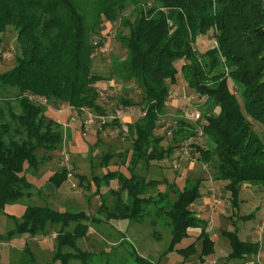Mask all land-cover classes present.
Wrapping results in <instances>:
<instances>
[{"label":"trees","instance_id":"trees-1","mask_svg":"<svg viewBox=\"0 0 264 264\" xmlns=\"http://www.w3.org/2000/svg\"><path fill=\"white\" fill-rule=\"evenodd\" d=\"M128 6L134 7L133 19L122 15ZM105 21L116 24L120 30L117 40L124 48V58L113 63L118 71L107 76L92 70L93 58L106 36L102 31ZM10 23L16 29L20 52L9 69L0 71V209L31 195L33 184L25 174L37 171L63 145L61 123L45 119L44 104L38 99L104 115L96 83L115 79L126 86L132 82L139 90L138 101L128 96H121L120 101L125 106H140L142 115L125 124L129 147L115 151L108 145L100 158L104 166L117 157L129 175L114 170L94 176L96 191L101 180L108 184L117 179L119 183L117 189L100 196L97 213L108 220L149 219L153 224L157 221L153 217L164 216L172 234L168 250L187 236L190 227L199 226L202 256L211 253L213 241L205 231V221L193 210L201 178L187 179L179 189L164 177H148L152 164L169 158L188 134L183 132L187 122L179 121L181 127L173 130L171 142L164 145V135L155 132L158 113L169 92L166 80H175L176 62L182 60L187 85L206 97L201 130L211 145L196 146L199 159L212 166L215 179L227 181L225 187L233 200L243 183L264 185L262 0H0V39ZM209 30L216 45L199 53L195 40ZM110 123L119 125L116 118ZM39 149L43 154H37ZM140 169L144 171L139 173ZM66 178L64 166L50 181L57 188ZM160 183L166 185L164 191L155 190ZM108 195L115 196L111 204ZM101 220L82 211L27 204L8 235L47 234L57 227L55 255L46 264H68L70 260L91 264L94 253L78 247L77 240ZM224 234L231 244L229 258L258 251L256 243L240 240L235 231ZM65 247L73 251H62ZM23 250L31 253V264H36L33 252L28 247ZM178 250L187 256L194 252V242ZM128 255L134 264H153L134 250Z\"/></svg>","mask_w":264,"mask_h":264},{"label":"rangeland","instance_id":"rangeland-1","mask_svg":"<svg viewBox=\"0 0 264 264\" xmlns=\"http://www.w3.org/2000/svg\"><path fill=\"white\" fill-rule=\"evenodd\" d=\"M133 9V6H128L122 15L133 19L134 15L132 16L131 12ZM115 26L116 24L112 25L106 21L102 24V31L106 33V36L103 39V50L98 49L97 54L93 58L92 70L95 73L105 76L111 73L115 75L118 67L114 68V60L124 58V48L117 40V34L120 30ZM124 31L127 32V30ZM214 38L212 30H209L204 35H199L194 43L196 50L199 53L204 52L214 45ZM19 52L16 29L10 23L0 39V71L9 69L14 64L15 57ZM182 63V60L176 62L177 72L175 80L173 82L169 79L166 80L169 86L168 94L172 92L174 96L166 98L164 108L158 113V128L155 132L164 135L162 143L166 145L171 142L173 130L181 127L178 124L179 121L183 120L185 123L187 122L183 129L184 133H188L187 138L178 143L179 147L174 149V153L169 158L154 162L148 171V177L156 179L164 177L168 181L175 182L179 189L185 186L187 179L201 178L198 198L215 195L217 201L227 198L233 199L231 192L225 187L227 181L215 179L212 166L199 159V152L196 146L205 147L211 145L207 136L201 130V125L204 122L202 110L206 106V97L198 95L187 85L180 68ZM111 80H113L111 84L106 80L96 83L101 91L99 101L104 108L105 114L97 115L89 110L93 114L92 121L89 124H86L85 121L90 119L91 116L84 110L76 111L67 104H49L42 98L38 99V102L44 104L45 119L54 118L61 123L64 141L58 152H55L49 159L39 164L37 171L25 174L27 179L39 189L33 188V185L29 188V191H31L30 196H24L12 204L6 205L4 209H0V264L33 263L31 253L23 250L26 247L33 252L36 264H46L53 261L56 251L55 231L57 227L52 228L47 234L37 233L32 235L26 232L16 233L10 237L8 234L9 230L14 228L16 222L20 220L27 204H48L53 207L56 203H59V210L82 211L88 216L98 215L102 219L100 222L92 223L90 233L87 232L85 236L77 240L78 247L86 250L84 248V243L86 242L83 239H89V249L87 248L86 251L93 250L94 255H92L91 264H122L124 261L134 264L133 258L128 255L133 250L153 264H192L191 261L197 258L201 260L203 239L198 237L201 232V227L199 226L190 227L187 230V236L177 242L173 249L168 250L172 234L166 224L168 220L164 216L153 217L157 220L153 224L149 219L135 220L130 218H120L113 222L111 219L109 221L104 214L97 213L101 195L99 196V193L96 192L94 176L99 175L101 177L108 171L114 170H119L129 175L126 164L120 163L117 157L110 159L104 166L100 164V158L103 152L108 150V145H113L115 151H123L129 147L130 140L128 139L125 124L128 121H135L142 115L140 106L136 104L125 106L120 101L121 96H128L133 101H138L139 90L135 88L132 82H128L124 86L118 80ZM230 88L234 90L231 83ZM124 89L129 90V92L125 93ZM194 109L201 114L199 120L189 118V111ZM119 113L120 116L117 117L116 115ZM115 117L119 125L110 123ZM255 130L263 136V131L259 126L255 125ZM179 151L182 152L181 156L176 154ZM43 152L44 150L39 149L37 154L41 155ZM66 155L68 157L67 162H65ZM26 166L27 164L25 163ZM64 166L67 168V173L70 171L72 176L67 175V178L60 184L58 193L57 191L45 189V185L50 182L51 176L56 170ZM141 171L143 172L144 170H138L139 173ZM100 183L101 192L106 189V193L104 192L105 194L103 195H107L111 190L117 189L119 186L117 179H111L108 184L103 180ZM161 189L164 191L166 185L164 184ZM44 190L46 191L44 192ZM238 194L241 193L239 192ZM238 194L237 198H239ZM122 195L125 200V194ZM111 196L108 195V201L115 199V196ZM169 196L174 198L175 194L170 191ZM209 206V209L213 206L212 199ZM238 209L241 213H246L247 210L241 206ZM151 210H154V208L151 207ZM234 211H237L236 207ZM199 212L202 214L200 219L205 221L206 232H210L213 227L216 231L219 228H229L231 230L234 228V225L232 226L231 222L225 221V218L218 212L213 216H209L204 208H201ZM151 214L154 215L153 212ZM236 221L237 219L235 218ZM214 230L209 233L210 236L216 234ZM217 234L220 239L216 242L217 248L219 249L221 243H224L227 248L231 249L229 238L223 233V230L220 233L217 232ZM195 235L194 252L185 256L178 249L194 241ZM239 235L242 237L244 234L239 232ZM119 237H123L124 241L120 246L114 247L113 242ZM62 251L73 250L65 247ZM260 251L262 253V262H264V245L261 246ZM215 262L213 255L208 257V264ZM68 264H78V261L70 260Z\"/></svg>","mask_w":264,"mask_h":264},{"label":"crops","instance_id":"crops-1","mask_svg":"<svg viewBox=\"0 0 264 264\" xmlns=\"http://www.w3.org/2000/svg\"><path fill=\"white\" fill-rule=\"evenodd\" d=\"M107 81L109 84H111L113 82V80H107ZM100 82H103V81H99L97 83H100ZM128 122H131V121H128ZM96 131H98V130L96 129ZM76 132H78V131H76ZM176 154L178 156H181L182 152L179 151ZM182 157H183V155H182ZM158 162H160V161H158ZM201 181H202V179H201ZM162 186H164L163 183L158 184L155 190L163 191L161 189ZM33 188L39 189L36 185H34ZM41 188H42V190L44 189L43 186ZM46 188H47V190L57 191V193H58L59 187L55 188L53 183L50 181L45 185V189ZM101 190H102V187H100V189L98 191H96L99 193L98 194L99 196L106 193L105 192L106 189L104 190L105 193L101 192ZM45 191L46 190H44V192ZM239 192L241 194H238L239 198L236 197L235 200H233L232 198H227L224 200L222 199V200L217 201L216 200L217 198H215L216 197L215 195L209 196V197H202L201 196L193 202V210H194V212L198 218H202V214H200V212H199V210L201 208H204V210L206 212H208L209 216H213L216 212H218V214H221V216L223 218H225V221L227 220V222H231L232 226L234 225V228H232V230L229 228H227V229L219 228V230L217 229V231H216L213 229L214 228L213 227L211 229V231L212 230L216 231V234H217V232L220 233V231H222V230H223V233L225 230L226 231H235L240 240L256 243L258 245V251L254 254L243 255L242 257H239V258H229L228 255H229L231 249L227 248L226 244H224V243L223 244L221 243V246L218 249L216 246V242L219 241L220 239L218 238L219 235L217 234L218 235L217 236L215 234V235L210 236L211 240L213 241L212 252L209 253L208 255L201 256V258H200L201 260H199L197 258V259L191 261L192 264H208L207 259H208V257H210L212 255L214 256L216 262L211 263V264H264V262H262V253L260 251L261 246L264 245V185L261 186V185L243 183L239 188L238 193ZM211 199H212L213 206L211 209H209ZM111 202L112 201H109V204H111ZM99 203H100V200H99ZM54 205L55 206H53V207L55 209H58L59 203H56ZM240 206L247 209L246 213L240 212V210L238 209ZM235 207L237 208V211H234ZM10 215L13 216L12 214H10ZM235 218L237 219L236 222H235ZM111 220L113 222H116V219H111ZM90 226H92V225H90ZM90 226H89V230L87 231L88 233H90ZM205 226H206V224H205ZM210 232L208 231V233H210ZM239 232L244 234V235H242V237H240ZM195 238H196V235L193 239L194 241H192V242H195ZM88 240H89L88 238H87V240L85 238L83 239V241L86 242V243H84V246H85L84 248H86V250H87L88 245H89ZM122 240H124V238L119 237V239H116V241L113 242V244H114L113 246L114 247L120 246L121 245L120 242ZM230 247H231V244H230ZM88 251L93 252V250L92 251L88 250ZM233 259H235L237 261H234Z\"/></svg>","mask_w":264,"mask_h":264},{"label":"built area","instance_id":"built-area-1","mask_svg":"<svg viewBox=\"0 0 264 264\" xmlns=\"http://www.w3.org/2000/svg\"><path fill=\"white\" fill-rule=\"evenodd\" d=\"M213 42H214V45H216V40H215V39L213 40ZM98 49H99V50H103L102 45H100V46L98 47ZM167 96H168L167 98H172V97L174 96V93L170 92ZM82 110H84L89 116H91L90 119H88V120L85 121V123H86V124L91 123V121H92L91 118H93V117H92L93 114H92L88 109H86V108H82ZM116 116L119 117V116H120V113L117 114ZM115 118H116V117H115ZM189 118H191V119H193V120H199V119L201 118V114H200L199 111H197V110L194 109V110L189 111ZM67 158H68V157H67V155H66V156H65V162L68 161ZM175 166H176V165H175ZM67 175H68V176H72V173L69 171V172L67 173Z\"/></svg>","mask_w":264,"mask_h":264},{"label":"water","instance_id":"water-1","mask_svg":"<svg viewBox=\"0 0 264 264\" xmlns=\"http://www.w3.org/2000/svg\"><path fill=\"white\" fill-rule=\"evenodd\" d=\"M262 5H263V7H264V0H262Z\"/></svg>","mask_w":264,"mask_h":264}]
</instances>
